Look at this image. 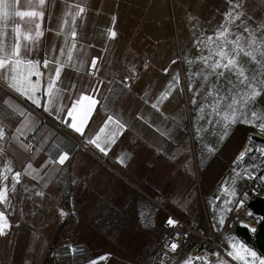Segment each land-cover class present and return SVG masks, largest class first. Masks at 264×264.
I'll list each match as a JSON object with an SVG mask.
<instances>
[{"label": "crops", "instance_id": "crops-1", "mask_svg": "<svg viewBox=\"0 0 264 264\" xmlns=\"http://www.w3.org/2000/svg\"><path fill=\"white\" fill-rule=\"evenodd\" d=\"M169 1L174 0H46L43 7L35 9L44 12L40 22L42 35L30 43L21 40V56L26 60L50 62L48 67L41 64L39 67L43 75L41 90L36 95L41 99V106L37 107L8 87L7 80L0 79V124L6 132L5 139L0 141L3 149L0 168L10 162L14 171L22 173L15 193L9 191L10 205H0V211L7 208L5 214L11 225L5 235H0V264H47L44 252L38 257L30 256L31 239L23 236H29L31 230L22 235L16 233L21 227H42L44 215L53 227L62 224V227L122 229L119 234L98 237L97 248L102 250L91 258L87 253L86 264L99 257H106L99 264H165L160 249L169 227L171 230L167 223L171 216L167 211L185 220L196 219L205 212L208 215L209 208L218 205L219 214L226 213L224 200H220L219 163L205 166L200 179L192 160V140L186 131L187 119L192 121L190 112L184 103L183 110L179 109L178 71L172 67L170 71L167 69L176 55L172 51L170 22L168 28L164 27ZM179 2L183 18L190 12L195 24L215 23L216 27L206 29L214 34L226 24L230 29L228 38L242 33L246 38L248 33L236 30V22L241 18L230 23L225 21V13L242 12L245 23L246 17L250 20L253 8L264 7V0ZM235 4L240 7L234 8ZM78 7H83L84 12L73 22ZM24 9L25 5L21 4L12 11ZM220 10L225 13L220 14ZM182 22L188 23L183 19ZM18 23L21 22L14 16L3 22L4 44L9 52L14 43L13 29ZM24 28L34 31L32 23ZM73 29L75 38L71 35ZM112 31L115 37L110 35ZM183 32L187 33L185 26ZM25 43H28L27 51ZM158 45L161 51L157 52ZM93 57L97 58V70L90 73ZM57 62L63 65L58 91L45 111L49 97L44 95V89L55 76ZM261 72L260 80H264V70ZM123 76L129 78L130 87L121 83ZM31 79L35 82L37 78ZM164 92L170 94L161 100ZM81 94L91 95L97 101L84 126V135L68 126L71 118L67 116ZM256 102L260 106L253 105L252 110L264 119V92ZM109 116L119 120L124 128L115 143L105 145L109 148L105 155L86 141L95 137ZM249 118H252L250 113ZM114 130L115 126L109 124L105 135ZM71 137L84 141L88 149L81 148ZM60 153L69 156L64 165L44 166ZM121 156L125 157L124 164L119 162ZM28 164L35 169L31 175L24 174ZM7 183L10 189L11 174ZM37 192L43 195H36ZM155 197L161 198V205L154 201ZM211 199L216 202L209 203ZM222 227L215 224L213 229L219 231ZM54 245L60 246L57 241ZM94 252L92 248L90 253ZM219 260L212 264H218ZM223 260L231 264V258Z\"/></svg>", "mask_w": 264, "mask_h": 264}, {"label": "snow or ice", "instance_id": "snow-or-ice-1", "mask_svg": "<svg viewBox=\"0 0 264 264\" xmlns=\"http://www.w3.org/2000/svg\"><path fill=\"white\" fill-rule=\"evenodd\" d=\"M46 0H0V79L8 81V87L18 92L20 95L25 96L27 99L31 100L33 104L37 107L41 106V99L36 95L37 92L41 90V76L43 75L39 71L41 61L26 60L21 56V40L26 42H32L42 35L41 31V21L44 18V12L35 10L37 8L43 7ZM24 4V10H15L19 5ZM240 4H235L234 8H239ZM84 12L83 7H78V11L75 16H73V22L76 16L81 15ZM12 16L19 19L21 23L15 25L13 29L14 33V43L11 47V51H7L4 44V39L6 33H3V22L9 20ZM243 16L242 12H238L233 15V11L230 10L225 13V21L230 23H235V21L240 20ZM32 23L34 26V31L32 28H24L25 25ZM67 23V21H65ZM222 30L215 34V39L212 36L208 37L210 43H217V46L211 50L210 54L206 57H201L204 63V69L207 70V74L202 70L196 75L202 76L205 82L209 81L210 77H215V82L210 83L208 90L204 93L208 103H202L199 106L200 113H204L205 109H209V115L218 117V120H209V123H220L222 126V133L220 135V140H224L230 133V127L235 125L237 122L243 124H250L253 127H259L264 131V122L255 123L256 120H261L262 116L258 111L252 110V106L258 96L264 92V80L258 78V73L264 70V36L258 38L255 31H249L247 27L243 29L244 33H248L247 38L244 37L243 33L240 35H235L233 39H229L230 29L224 25L221 26ZM72 37L75 38L76 32L73 29L71 33ZM112 37H115L116 33L114 31L110 32ZM243 41V43H242ZM230 46V47H229ZM72 48H75V44H72ZM24 49L27 51L28 43L24 44ZM63 54V50H61ZM241 54L244 57H248L252 62L257 64V69L251 73L239 62V57ZM261 59H257V56ZM215 57V59H213ZM68 60H72V52H68ZM48 60L43 61V66L48 67ZM55 70V76L51 78L44 89V95L49 97L45 102V111L48 110V105L52 102V97L58 91L57 82L60 78V72L63 68L62 64H59ZM97 70V59L93 58L90 66V73ZM226 73L230 75L226 76ZM36 76L35 82L32 81L31 77ZM234 77V79H233ZM225 83H219L221 80ZM179 83V80L176 81ZM171 87V86H170ZM191 86H190V89ZM169 92H164L161 94L160 99H167ZM4 103H8L5 101ZM193 103H197L194 99ZM97 101L91 96L86 94H81L73 103L72 107L68 110L67 116L71 118V123L68 124L75 132L84 135V126L87 119L89 118L94 106ZM9 107H12L10 104ZM153 108H157V104L152 105ZM249 113L251 114V119H249ZM203 118V116H201ZM67 123V121H66ZM109 124L115 126V130L111 133H106V129ZM124 125L120 123L119 120L114 119L112 116L108 117L105 122L104 127H102L94 138L86 141L88 144L94 145L100 152L107 155L109 148L105 145H111L115 143V138L121 130H123ZM17 131H20L19 129ZM22 134V133H21ZM6 137L5 128L0 124V141H3ZM19 139V137H17ZM249 141L252 143L253 147H249L245 152H241L240 156L237 158V162L243 161L245 157L255 151L260 152L264 156V148L256 147L255 141L250 136ZM3 149L0 148V152ZM212 151V149H209ZM69 160L67 153H60L55 158L49 159L44 166L48 163L64 165L66 161ZM121 164L125 163V157L121 156L119 158ZM257 165H253V168ZM35 169L32 168L31 164L27 165L24 170V174L31 175ZM247 172V170H245ZM9 174H11V188L9 189L8 180ZM21 171L13 170L10 162H6L5 165L0 168V205H10L9 191L15 193L16 185L21 182ZM240 176V173H237ZM35 179V177H33ZM247 178L249 179H261L264 180V175L259 177L253 176L248 173ZM235 181H233L234 183ZM221 192L223 195L229 197L224 201L225 211H233L229 205L233 203L236 204L237 209H244L245 200L240 198L238 200L234 199L236 197L235 189H229L227 187L222 188ZM36 195L42 196L43 192H37ZM4 211H0V235H5L6 230H8L11 225L9 219ZM64 215V213H61ZM245 215L251 216L252 220L259 223L264 220V217L257 218L251 213V211L245 209ZM167 223L170 226H174L176 221L171 217L168 218ZM225 218L220 215L218 220V225H224ZM243 227H248L247 224H243ZM255 228L251 231L255 232ZM172 252H175L179 245L175 242L168 245ZM231 251L227 252V256L232 260L239 262V264H264V258L257 255L254 250H251L244 246L239 241L230 243ZM73 251H75L73 249ZM213 255L219 256V253H213ZM106 257H99L92 260L90 264H99L100 260H104ZM204 261L208 264L206 258L202 255H189L183 260V264H195V261ZM218 264H227L223 259L218 261Z\"/></svg>", "mask_w": 264, "mask_h": 264}, {"label": "rangeland", "instance_id": "rangeland-1", "mask_svg": "<svg viewBox=\"0 0 264 264\" xmlns=\"http://www.w3.org/2000/svg\"><path fill=\"white\" fill-rule=\"evenodd\" d=\"M169 3L170 6L167 10V20L164 27L168 28L169 21L171 30L173 31L172 51L176 54L169 68L172 67L173 70L178 71L177 79L179 80V83H177L176 86L178 87L177 89L179 90V94L181 97V104L179 109L183 110L184 103V105L188 107V111L190 112L189 115L192 121L187 119L186 131L188 130L189 139L192 140L190 142L192 148V160L194 161L196 170H198L200 173L199 177L201 180L203 177L205 166L209 167L211 165L219 163L221 171L218 174L220 181L219 192H221V189L225 187L229 188L230 190L235 189L236 197L234 199L238 200L240 194L245 189V186L247 185L249 180L245 177V170H250L252 172L258 171V175L256 177L261 176L262 170L264 171V156H262L260 152L255 151L253 153L254 160L246 159L242 164H234L233 160L238 152L242 149L249 132L259 133L264 136V131H262L259 127H253L250 124L237 122L235 125H232L230 127V133L227 138L224 140H220V135L222 133L221 124L208 122L209 120H218L219 118L210 116L209 109H205V112L203 114L199 111L200 104L210 102L209 100L205 99L204 93L207 92L209 84L215 82V77H210L209 81L205 82L202 76L196 75L202 70L205 72V74H207V70L204 69V63L201 57L208 56L211 50L217 46L218 42L210 43L208 41L209 36H212L215 39V34L209 32V30L206 32V29H208V26L216 27V24H195L194 17L190 12H187L184 18L181 16L179 0H174L173 2L169 1ZM222 13L224 14L225 12H222V10H220V14ZM208 17L209 16H207V18ZM182 19L184 20V22L187 21L188 23L183 24ZM248 19L249 18L246 17V21L244 23V18L243 16H241V21L236 22V30H243L245 27H247L250 31L257 30L255 31V34L258 38H260V32H262L261 34L262 36H264V7L261 10L253 8L251 18L250 20ZM209 20L213 21L212 19ZM184 26L185 28H187L186 34H184L183 32ZM224 26L227 25L224 24ZM191 31L193 32L192 34L190 33ZM195 32L204 33L196 34ZM166 43L168 44L169 42L166 41ZM159 48H161V45L156 46L157 52L161 51ZM213 59H215V57H213ZM257 59L259 60L261 59V57L258 55ZM239 62L247 69V71L249 69H252V71H248L249 73L255 71L258 67L256 63L251 61L250 58L244 57L242 54L239 57ZM262 73L263 72L261 71L258 73L259 79L261 78ZM228 75H230V73H226V76ZM219 83H225V81L222 79ZM190 86L192 90H189ZM194 99L197 101V103H193ZM253 105H255L256 107L260 106L259 103L256 102V100ZM201 116H203V118H201ZM189 121L192 123V125ZM261 122H264V119L255 121L257 125ZM191 128H193V133L191 132ZM255 145L261 146L260 143H256ZM209 149H212V151H209ZM234 150H236L233 153L234 155L229 157L231 155V152ZM254 164L257 165V167L253 168ZM223 171L224 173H222ZM237 173H240V176H237ZM214 178L217 180V175ZM233 181L235 182L233 183ZM263 182L264 180L255 179L251 183V186L254 189L251 190L247 188V191H255V194L261 193L264 189L259 187L261 185L264 187ZM226 197L227 196L222 194V198L220 200L225 201L227 199ZM235 205V203L229 205V207H231L233 211H226L224 215L222 214L225 218L224 224L229 223L230 221H234V224L237 223L235 217L238 210L234 209ZM219 209V205L215 208L211 207L208 210V215L205 212L202 216L197 217L193 220L197 221L202 227L210 225L213 228L215 224H218V220L220 218ZM241 212L243 211H240L238 213L239 218L242 216L240 215ZM186 220L190 219L186 218ZM42 224V227H34V229L37 230V233L32 227H21L23 232L20 228L18 232L16 230V233L22 235L26 232L29 233L31 230V236H23V239H31L30 250H32V254H30V256L38 257L44 252L43 259L47 258V264H86L89 262L86 258L75 261L53 257L51 258L49 256V252L53 248V246H56L54 245L56 241L59 242L60 246H65L66 244L70 243H83L86 247L88 257L91 258L93 256H96L94 254H97L98 250H102L101 248H97L100 244L99 238L101 235H105L103 237L106 238L107 235L113 236L115 234H119L122 231V229H120L119 227H64L59 236H57V227H53L52 224H50L49 217H47L46 215L42 217ZM226 227L231 226L227 225ZM16 233L14 232V235H16ZM56 236L58 237L57 239L55 238ZM224 240L228 251H231L230 243L236 241H239L247 248L254 250L250 243H246L242 239L238 238V236L234 234V230L231 228L225 231ZM92 248H95V252L93 254L90 253ZM258 256L264 258V255L259 254ZM220 259L225 258L221 257ZM231 264H239V262L231 259Z\"/></svg>", "mask_w": 264, "mask_h": 264}, {"label": "built area", "instance_id": "built-area-1", "mask_svg": "<svg viewBox=\"0 0 264 264\" xmlns=\"http://www.w3.org/2000/svg\"><path fill=\"white\" fill-rule=\"evenodd\" d=\"M43 61L41 62L42 67H44ZM145 61L147 62L148 59H146ZM170 69L171 67L170 68L168 67V70ZM121 83L126 87H130L129 78L126 76L121 77ZM59 128L61 131L67 134L65 130L61 129V127ZM71 138L81 148L88 149L84 141L76 140L73 137ZM27 142L31 143L30 140H27ZM248 173L252 174L253 176L258 175V171L252 172L250 170H247L245 174L246 178H247ZM262 175H264L263 170H262ZM254 180L255 179L248 180V183L245 186V189L243 190L242 193L247 194V197H246L247 199H245L244 208L251 211L253 215L259 218V216L256 213H254L250 208L247 207L248 202L256 195L264 196V190H262L261 193H257V194H255V191H252V192L247 191V188L251 190L254 189L251 186V183ZM259 188L264 189L262 185ZM242 193L240 194L238 199L242 198ZM154 201L159 205L162 204V200L160 197H155ZM208 202L214 204L216 202V199L208 200ZM206 205H208L207 202H206ZM234 209L237 210L236 205ZM167 212L170 214L171 218L176 221V224L174 226H171V230L168 236L163 241L161 249H160V256L164 259L165 264H181L183 260L189 255H197V254L204 256L206 260L208 261V264H212L216 262L221 257L230 258L227 256L228 250L226 248V244L224 240V233L229 228L234 230L235 225L239 222L234 224V221H230L229 223L224 224L223 227L219 231H215L210 225H207L206 227H202L195 220H185L184 218L178 215H175L169 211ZM258 224L259 223L253 221L251 217V227H248V228L249 229L255 228L257 230ZM227 225L231 227H226ZM250 233L251 235H254L255 232L252 231ZM173 242L179 245V247L177 248L175 252H172L171 249L168 247V245H170ZM73 249L75 251H73ZM213 253H219V256L213 255ZM86 255H87V251L83 243H70L65 246H54L49 252V256L51 258L53 257V258L73 260V261L84 259ZM197 262H204V261L202 260L195 261V263Z\"/></svg>", "mask_w": 264, "mask_h": 264}, {"label": "water", "instance_id": "water-1", "mask_svg": "<svg viewBox=\"0 0 264 264\" xmlns=\"http://www.w3.org/2000/svg\"><path fill=\"white\" fill-rule=\"evenodd\" d=\"M93 58L91 59V62ZM91 62L89 68L91 66ZM248 135L251 136L255 141L258 140L260 142H264V136L262 135H258L254 132H249ZM247 207L250 208L254 213H256L259 218L264 217V196L256 195L248 202ZM234 232L244 242L250 243L258 253L264 255V220H261L259 222L258 228L257 230H255L254 235H251V229L243 227L240 223H237L235 225Z\"/></svg>", "mask_w": 264, "mask_h": 264}, {"label": "bare ground", "instance_id": "bare-ground-1", "mask_svg": "<svg viewBox=\"0 0 264 264\" xmlns=\"http://www.w3.org/2000/svg\"><path fill=\"white\" fill-rule=\"evenodd\" d=\"M249 134V133H248ZM258 134V133H257ZM258 135H260V134H258ZM263 136V135H262ZM249 135H248V137H247V139H246V141H245V143H244V145H243V147H242V149L238 152V154L236 155V157L234 158V160H233V163L234 164H242L246 159H250V160H252V159H254V156H253V153L255 152V148H253V152L252 153H249L246 157H245V159L243 160V161H239V162H237V158L240 156V154H241V152H245L246 151V149L247 148H249V147H253V145H252V143L249 141ZM255 141V140H254ZM256 143H260L261 144V146H256V147H260V148H263L264 147V142H260V141H258V140H256L255 141V144ZM257 152V151H256ZM244 196V197H243ZM247 197V194L246 193H242V198H244V200L245 199H247L246 198ZM238 210V213L240 212V211H243V212H241V214L240 215H242L240 218L238 217V213H237V215H236V217H235V219H236V221L237 222H239L240 224H247L248 225V227H251V216H247V215H245V208L244 209H237ZM242 218V219H241ZM241 219V220H240ZM247 227V228H248Z\"/></svg>", "mask_w": 264, "mask_h": 264}, {"label": "trees", "instance_id": "trees-1", "mask_svg": "<svg viewBox=\"0 0 264 264\" xmlns=\"http://www.w3.org/2000/svg\"><path fill=\"white\" fill-rule=\"evenodd\" d=\"M65 219H67V217H65ZM63 228L64 227H62V224L60 225V227H57V233H56L57 236H59ZM57 236L55 237L56 239L58 238Z\"/></svg>", "mask_w": 264, "mask_h": 264}]
</instances>
